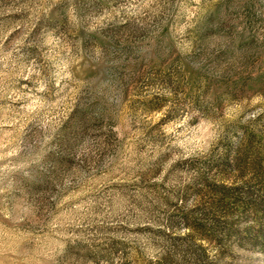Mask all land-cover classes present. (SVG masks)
<instances>
[{
  "label": "rangeland",
  "instance_id": "rangeland-1",
  "mask_svg": "<svg viewBox=\"0 0 264 264\" xmlns=\"http://www.w3.org/2000/svg\"><path fill=\"white\" fill-rule=\"evenodd\" d=\"M0 264H264V0H0Z\"/></svg>",
  "mask_w": 264,
  "mask_h": 264
},
{
  "label": "trees",
  "instance_id": "trees-1",
  "mask_svg": "<svg viewBox=\"0 0 264 264\" xmlns=\"http://www.w3.org/2000/svg\"><path fill=\"white\" fill-rule=\"evenodd\" d=\"M228 189H230V188L229 187H225V186H222V188L220 189V192L222 194V196L220 197V199L218 201L219 204H220V206L224 205L229 200L230 193H229V190ZM246 196H248V195H246ZM246 198H248V197H246ZM248 200L250 201V198H248ZM244 201H245L244 204H246V203L248 204V202H246V200H244ZM236 203H238V202L236 201ZM206 215L210 216L209 213H207ZM198 225L201 226V223H198Z\"/></svg>",
  "mask_w": 264,
  "mask_h": 264
}]
</instances>
